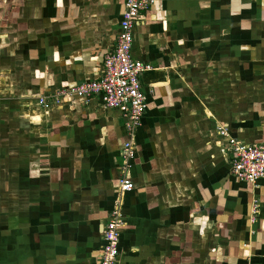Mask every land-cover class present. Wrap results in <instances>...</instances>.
<instances>
[{"label":"crops","instance_id":"obj_1","mask_svg":"<svg viewBox=\"0 0 264 264\" xmlns=\"http://www.w3.org/2000/svg\"><path fill=\"white\" fill-rule=\"evenodd\" d=\"M125 1L0 0V264H100L118 201L117 264H264V180L218 134L264 144V0H159L135 26L148 108L121 195L124 113L54 98L99 79Z\"/></svg>","mask_w":264,"mask_h":264},{"label":"built area","instance_id":"obj_2","mask_svg":"<svg viewBox=\"0 0 264 264\" xmlns=\"http://www.w3.org/2000/svg\"><path fill=\"white\" fill-rule=\"evenodd\" d=\"M158 1L126 0L116 46L105 55L103 71L99 79L60 91L54 98L55 104H61L73 97H78L86 102L101 97L104 107L124 113L127 142L121 153L123 172L119 182L121 195L132 192L135 188L132 180L127 176V172L135 159L136 135L148 108L141 82V76L147 67L133 57V31L144 15ZM41 102L45 106H49L46 99H41ZM218 134L227 139L229 151L232 153V175L238 180L250 184L264 180V144H244L231 137L228 130L224 128L219 129ZM124 226L120 201H118L110 213L104 229V246L100 264L118 263L120 233Z\"/></svg>","mask_w":264,"mask_h":264},{"label":"rangeland","instance_id":"obj_3","mask_svg":"<svg viewBox=\"0 0 264 264\" xmlns=\"http://www.w3.org/2000/svg\"><path fill=\"white\" fill-rule=\"evenodd\" d=\"M0 161H1V158H0ZM2 163H3V162L0 163V172H1L2 168H3ZM0 185H1V184H0Z\"/></svg>","mask_w":264,"mask_h":264}]
</instances>
